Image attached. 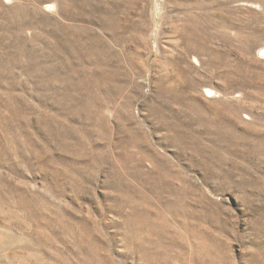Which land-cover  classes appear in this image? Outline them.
Returning a JSON list of instances; mask_svg holds the SVG:
<instances>
[{"label": "rangeland", "instance_id": "rangeland-1", "mask_svg": "<svg viewBox=\"0 0 264 264\" xmlns=\"http://www.w3.org/2000/svg\"><path fill=\"white\" fill-rule=\"evenodd\" d=\"M0 206V264H264V0H0Z\"/></svg>", "mask_w": 264, "mask_h": 264}, {"label": "bare ground", "instance_id": "bare-ground-1", "mask_svg": "<svg viewBox=\"0 0 264 264\" xmlns=\"http://www.w3.org/2000/svg\"><path fill=\"white\" fill-rule=\"evenodd\" d=\"M72 1V0H71ZM114 5V4H113ZM52 8H54V6L52 7ZM110 10V12H109V15L108 16H106V17H108V23H105V24H107L106 25V28H105V31L106 32H108L109 33V35L112 37V38H114L115 40H119V41H122V36L123 35H121L120 34V28H121V22H120V19H119V14H118V16H117V13L119 12L118 10H116L115 9V7L114 6H111L110 8H109ZM70 13V12H69ZM104 16V15H103ZM102 16V17H103ZM105 20V19H104ZM103 21V20H102ZM70 32V31H69ZM77 33V32H76ZM69 36V35H68ZM71 38H72V36H71ZM70 38V39H71ZM80 38V37H79ZM78 38V39H79ZM136 38V37H135ZM77 39V38H76ZM76 39H75V41H76ZM81 40V39H80ZM88 40V39H87ZM86 40V41H87ZM69 43H71L70 41H69ZM99 43V41H98V39L97 38H90L87 42H84V44H82V42L80 41V42H78L77 41V44L76 45H74V47H75V49H74V52H80V46L83 48V47H85L86 48V53H89V46H88V44H91V45H97ZM72 44V43H71ZM71 44H70V47L72 48V46H71ZM75 44V43H74ZM189 45V44H188ZM61 46H62V51H63V54L65 55V57H67V55H66V49H67V46H68V38L66 37L64 40H62V44H61ZM60 48V47H59ZM81 48V49H82ZM60 51V50H59ZM68 51V50H67ZM70 51H72V50H70ZM61 52V51H60ZM71 53V52H70ZM69 53V54H70ZM83 53H84V51H83ZM62 56V55H61ZM73 56V55H72ZM86 56V55H85ZM84 57V56H83ZM61 58V57H60ZM106 58H107V56H106V51L105 50H102V51H95V54H94V56H92V54H87V58L86 59H88L89 60V62H98L99 64H101V65H104V64H106ZM82 59V58H81ZM79 60V59H78ZM83 60H84V58H83ZM60 62H63V59H62V61H60ZM82 62V61H81ZM80 65H81V67L77 70V73L76 74H80L81 76L83 75L84 76V73L86 74V73H88V69H84L83 68V66L86 64V62L85 63H79ZM61 65V64H60ZM63 66V65H62ZM64 68V67H63ZM62 69V68H61ZM65 69V68H64ZM90 72V71H89ZM89 76H91V73H89L88 74ZM82 76V77H83ZM105 74H103L102 72H101V75L100 74H97V77L100 79V80H102V81H109V80H107V78H105ZM81 78V77H80ZM113 78V77H112ZM111 78V79H112ZM91 79V78H90ZM78 80H79V78H78ZM84 80V79H83ZM86 80V79H85ZM114 80V79H113ZM88 81V80H87ZM80 82V81H79ZM91 82V81H90ZM77 83H78V81H77ZM84 83V82H83ZM85 83H87V82H85ZM89 84V83H88ZM85 85V84H84ZM87 85V84H86ZM76 87H77V85H76ZM81 87V89H82V86H81V82L80 83H78V88H80ZM80 89V90H81ZM83 90V89H82ZM79 91V90H78ZM90 93V92H89ZM90 95V94H89ZM76 99V98H75ZM82 99V98H81ZM77 100H78V98H77ZM80 100V99H79ZM95 102V101H94ZM75 104H76V101L74 102ZM91 103H93L92 101H88V106L91 108V107H93L94 105L93 104H91ZM82 104V103H81ZM80 104V105H81ZM77 105V104H76ZM85 105V104H84ZM90 108H88V109H90ZM96 109H97V106H96ZM80 110V109H79ZM84 110H85V108H84ZM91 111V110H90ZM90 111L88 112V110H87V112L88 113H90ZM92 111H93V109H92ZM93 112H95V111H93ZM97 112H98V110H97ZM84 113V111L82 112V114ZM87 114V113H86ZM86 114H85V116H86ZM93 114V113H92ZM95 114V113H94ZM99 114H101L100 112H99ZM77 115V114H76ZM79 115L80 114H78L77 115V117H79ZM91 115V114H90ZM96 115V114H95ZM100 116V115H99ZM88 117V116H87ZM90 117V116H89ZM89 117H88V119H89ZM95 117V116H94ZM94 117H93V120H94ZM97 117V116H96ZM103 118V117H102ZM92 119V118H91ZM104 119V118H103ZM104 121H105V119H104ZM101 123V122H100ZM69 148H72V147H70L69 146ZM72 150H75L74 148L72 149ZM71 150V151H72ZM74 152V151H73ZM77 154V153H76ZM78 156V155H77ZM76 156V157H77ZM80 156H82V155H80ZM3 199V198H2ZM133 203V202H132ZM0 209H1V206H0ZM3 210V209H2ZM1 212V211H0ZM171 212V211H170ZM44 235V234H43ZM42 236V235H41ZM40 238H43V237H40Z\"/></svg>", "mask_w": 264, "mask_h": 264}]
</instances>
